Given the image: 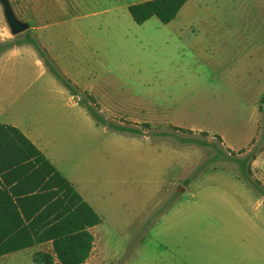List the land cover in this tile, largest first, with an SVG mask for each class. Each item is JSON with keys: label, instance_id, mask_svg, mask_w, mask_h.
Returning <instances> with one entry per match:
<instances>
[{"label": "rangeland", "instance_id": "1", "mask_svg": "<svg viewBox=\"0 0 264 264\" xmlns=\"http://www.w3.org/2000/svg\"><path fill=\"white\" fill-rule=\"evenodd\" d=\"M147 1L10 0L30 24L18 36L0 4V43L47 41L109 123L141 134L109 129L71 92L43 87L61 82L29 43L0 66V84L19 87L13 115L30 119L102 218L85 264H264V186L255 161V185L235 161L264 152V0H190L169 25H137L129 7ZM40 252L52 244L0 264H35Z\"/></svg>", "mask_w": 264, "mask_h": 264}, {"label": "trees", "instance_id": "2", "mask_svg": "<svg viewBox=\"0 0 264 264\" xmlns=\"http://www.w3.org/2000/svg\"><path fill=\"white\" fill-rule=\"evenodd\" d=\"M189 1L151 0L130 6L129 13L140 26L152 18L169 25L180 16ZM26 36L27 42L0 43V56L19 45L31 44L47 70L84 103L97 123L117 132L141 134L139 130L109 123L93 106L94 100L77 90L56 67L49 53L29 34ZM183 142L210 146L197 139ZM0 143V171L17 175L19 181L13 195L7 191L1 195L0 191V258L52 244L53 253L35 254V264H85L95 245L91 230L102 224L101 216L20 130L0 125ZM256 155L255 151H250L245 157L235 159L243 177L252 185L255 181L251 177V163L256 160Z\"/></svg>", "mask_w": 264, "mask_h": 264}, {"label": "crops", "instance_id": "3", "mask_svg": "<svg viewBox=\"0 0 264 264\" xmlns=\"http://www.w3.org/2000/svg\"><path fill=\"white\" fill-rule=\"evenodd\" d=\"M44 44V48L46 49V51L49 53L50 57L52 58V60L57 64V66L59 67L60 71L73 83L76 84L78 87L84 89L86 91H88V93H90L91 95H93L94 97H96V94L94 95V88L91 87H87L86 85H82V84H78L76 83V81H72L69 78V75L67 73V69H64V67H62L60 65V61L58 59V56L54 55L53 51H52V47L51 45H49L47 43V41L43 42ZM20 49H12L10 54L8 55H4L1 59H0V66L5 64V63H9L11 61H13L15 58L20 57L21 55H23L20 51ZM18 51L21 54H15L18 53ZM30 54L33 55V57L36 60L37 65L41 68L42 73H47L49 72L42 59L39 57V55L36 52H30ZM50 73V72H49ZM56 79V78H55ZM57 80V79H56ZM58 81V80H57ZM60 83V81H59ZM17 84H0V125L3 126H10L13 128H16L18 130H20L23 135L25 137H27L46 157L47 159L51 162L52 165L55 166V168L58 170L57 166L52 162V160L49 158L48 154L45 153L44 148L42 146V143L39 139L36 138V135L34 133V128L32 126V124L30 123V119L24 120L21 118H18L17 116H14L13 114L15 113V111H13L10 107H12L13 105V99L14 96L16 95L15 90L18 89L19 87L16 86ZM92 86V85H91ZM46 89H51V93L52 94H56V95H63L66 94L69 90L61 83V84H44V86ZM65 87V88H64ZM94 87V86H93ZM67 89V90H66ZM70 92V91H69ZM91 97V96H90ZM72 98L74 99L75 97L72 96ZM78 101L77 103H75V105H78ZM226 144V143H225ZM0 147H1V143H0ZM263 160H264V152L261 153L257 159L255 160L254 164H253V169L258 170L259 175L257 176V180L264 186V165H263ZM61 173V172H60ZM62 174V173H61ZM63 175V174H62ZM64 176V175H63ZM65 177V176H64ZM67 179V177H65ZM68 180V179H67ZM69 181V180H68ZM70 182V181H69ZM72 183V182H71ZM73 184V183H72ZM19 185V181L17 180V175H10L9 173L5 172L2 173L0 171V191H2L1 195H3V193H5V191L10 192L11 195H13L12 191L15 187H17ZM74 185V184H73ZM75 186V185H74ZM75 188L77 189V191L79 192L78 188L75 186ZM80 193V192H79ZM81 194V193H80ZM82 195V194H81ZM82 197L84 198V196L82 195ZM85 199V198H84ZM86 201V200H85ZM89 203V202H88ZM90 204V203H89ZM91 205V204H90ZM92 206V205H91ZM93 207V206H92ZM94 208V207H93ZM95 209V208H94ZM96 211V210H95ZM97 212V211H96ZM98 213V212H97ZM45 245V244H44ZM32 249V248H30ZM27 249V250H30ZM25 250V251H27ZM22 252V251H21ZM19 253V252H17ZM16 254V253H13ZM10 254V255H13ZM10 255H6L4 257H1L0 259H4L7 256Z\"/></svg>", "mask_w": 264, "mask_h": 264}, {"label": "water", "instance_id": "4", "mask_svg": "<svg viewBox=\"0 0 264 264\" xmlns=\"http://www.w3.org/2000/svg\"><path fill=\"white\" fill-rule=\"evenodd\" d=\"M0 4L3 7V14H5V18L10 27L11 33L14 36L21 35L30 30V24L21 21L17 17L10 0H0Z\"/></svg>", "mask_w": 264, "mask_h": 264}]
</instances>
